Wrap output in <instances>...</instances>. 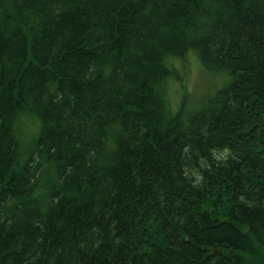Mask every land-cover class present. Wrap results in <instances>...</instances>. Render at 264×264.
Segmentation results:
<instances>
[{
	"label": "trees",
	"instance_id": "16d2710c",
	"mask_svg": "<svg viewBox=\"0 0 264 264\" xmlns=\"http://www.w3.org/2000/svg\"><path fill=\"white\" fill-rule=\"evenodd\" d=\"M0 264H264V0H0Z\"/></svg>",
	"mask_w": 264,
	"mask_h": 264
},
{
	"label": "rangeland",
	"instance_id": "374dc122",
	"mask_svg": "<svg viewBox=\"0 0 264 264\" xmlns=\"http://www.w3.org/2000/svg\"><path fill=\"white\" fill-rule=\"evenodd\" d=\"M175 65L176 77H170L167 82V96L173 108L183 94H186L194 105L223 85L222 79L202 70L199 62L192 55L186 56L183 60H176ZM37 128V122L32 119H23L20 122V134L25 142L23 146L25 150L30 149Z\"/></svg>",
	"mask_w": 264,
	"mask_h": 264
}]
</instances>
